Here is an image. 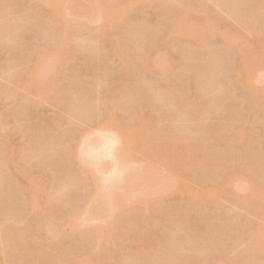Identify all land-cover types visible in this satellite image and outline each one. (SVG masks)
Instances as JSON below:
<instances>
[{"label":"rangeland","instance_id":"374dc122","mask_svg":"<svg viewBox=\"0 0 264 264\" xmlns=\"http://www.w3.org/2000/svg\"><path fill=\"white\" fill-rule=\"evenodd\" d=\"M1 1L0 264H264V0Z\"/></svg>","mask_w":264,"mask_h":264},{"label":"bare ground","instance_id":"6f19581e","mask_svg":"<svg viewBox=\"0 0 264 264\" xmlns=\"http://www.w3.org/2000/svg\"><path fill=\"white\" fill-rule=\"evenodd\" d=\"M2 1H4V0H2ZM2 1H1V2H2ZM5 1H6V0H5ZM5 1H4V2H5ZM7 1H8V0H7ZM7 1H6V2H7ZM50 1H51V0H50ZM72 1H73V4H74V1H75V0H72ZM79 1H80V0H79ZM81 1H82V0H81ZM81 1H80V2H81ZM85 1H86V0H85ZM91 1H92V0H91ZM93 1H94V0H93ZM95 1H96V0H95ZM101 1L103 2V1H105V0H101ZM9 2H10V0H9ZM60 2H61V1H60ZM67 2H68V4H69V0L66 1L65 3H67ZM89 2H90V1H89ZM109 2H112V1L109 0ZM63 3H64V2H63ZM84 3H85V2H84ZM84 3H83V5H84ZM90 3H91V2H90ZM93 3L96 4V2H93ZM104 3H105V2H104ZM3 4H5V3H3ZM3 4H1V5H3ZM9 4L11 5V2H10ZM85 4H86V3H85ZM105 4H106V3H105ZM5 5H6V4H5ZM5 5H3V6H1V7H4ZM7 5H8V4H7ZM64 5H65V4H63L62 7H63ZM66 5H67V4H66ZM71 5H72V4H71ZM83 5H82V6H83ZM107 5H108V4H107ZM68 6H69V5H68ZM86 6H87V5H86ZM89 6H90V5H89ZM94 6H95V5H94ZM100 6H101V5H100ZM6 7H7V6H6ZM64 7H65V6H64ZM64 7H63V8H64ZM118 7H119V6H118ZM155 7H156V6H155ZM157 7H158V6H157ZM7 8H8V7H7ZM66 8H67V6H66ZM86 8H88V7H86ZM96 8H97V6H96ZM96 8H95V9H96ZM75 9H76V8H75ZM83 9H85V6H84ZM95 9H94V10H95ZM101 9H103V11H105L104 8H101ZM105 9H106V8H105ZM58 10H59V9H58ZM86 10H87V9H86ZM88 10H89V9H88ZM106 10H107V9H106ZM5 11H6V10H5ZM63 11H64V10L62 9V12H63ZM66 11H67V10H66ZM80 11H81V10H80ZM96 11H97V10H96ZM103 11H102V12H103ZM62 12H61V13H62ZM94 12H95V11H94ZM94 12H93V13H94ZM96 13H97V12H96ZM94 14H95V13H94ZM109 14H110V13H109ZM61 15H62V14H61ZM63 15H64V14H63ZM56 16H57V14H56ZM89 16H90V15H89ZM106 19H107V18H106ZM7 25H9V24H7ZM7 25H5V24L3 25V26H5V29H4V30L7 29V27H6ZM170 26H172V23H171ZM170 26H169L168 29H170ZM11 27H12V26H11ZM12 28H13V27H12ZM171 31H174V30L171 29ZM0 33H1V30H0ZM149 60H151V59H149ZM153 60H154V59H153ZM153 60H151V61H153ZM159 61H160V60H159ZM159 61H158V62H159ZM43 63H45V64H43ZM47 63H48V62H47ZM41 64H43L44 66L41 65ZM153 64H156V61H154ZM159 64L161 65V64H163V62H161V63H159ZM35 65H36V63H35ZM45 65H46V62H42V63H40V65H39L38 67H36V68H38V69H37L38 71H36V69H34V71L37 72V73H34V71H33V72L31 71V74H30L32 77L35 78V79H34V78H31V79H33V83H34V80H35L36 82H38L39 86L43 84V78H42V76H44V78H48L49 76L52 77V75H49V74L53 71L52 68H51V66H50L51 64L49 65V66H50L49 70L51 69L52 71H51V70L49 71V70L47 69L48 66L46 65V66H47V67H46ZM157 65H158V64H156V66H157ZM42 66H43L45 69H42V68H43ZM150 66H151V64H150ZM39 68L42 69V71H41V70L39 71ZM152 68H153V67H152ZM43 70H46V71H43ZM29 71H30V70H29ZM29 71H28V73H29ZM48 72H49V73H48ZM41 73H42V75H41ZM45 73H47L48 76L45 75ZM52 73H53V72H52ZM39 74H40V75H39ZM26 75H27V74H26ZM24 76H25V74H24ZM37 76H38V77H37ZM40 76H41V77H40ZM46 76H47V77H46ZM25 77H26V76H25ZM21 78H22V77H21ZM29 78H30V77H29ZM22 79H23V78H22ZM39 79H40V80H39ZM45 80H46V79H45ZM45 80H44V82H45ZM21 82H23V80H22ZM36 82H35L34 84H36ZM23 83H26V82H23ZM35 86H37V85H35ZM41 87H42V86H41ZM81 101H83V100H81ZM84 104H85V102H84ZM84 104H82V105H84ZM78 107H79V106H78ZM84 108H85V107H84ZM113 136H114V135H113ZM107 137H108V136H107ZM115 139H116V138H115ZM110 140H111V139H110ZM117 140H118V139H117ZM38 141H39V140H38ZM90 141H91V140H90ZM106 141H108L107 138L105 139L104 142H106ZM93 142H94V141H93ZM51 143H52V142H51ZM94 143H95V142H94ZM171 143H173V142H171ZM82 144H83V143H82ZM88 144H89V143H88ZM88 144H87V146H88ZM92 144H93V143H92ZM110 144H111V143H110ZM42 145H43V141H42ZM52 145H53V144H52ZM48 146H49V145H48ZM80 146H81V145H80ZM89 146H91V145H89ZM89 146H88V147H89ZM101 146H102V145H101ZM101 146H100V147H101ZM50 147H51V146H50ZM102 147H103V146H102ZM53 148H54V147H53ZM53 148H52V149H53ZM89 148H91V147H89ZM108 148H109V147H108ZM110 148H111V146H110ZM113 148H114V147H113ZM79 149H80V148H79ZM94 149L97 150V151L99 152V150H98L99 148H98V149H97V148H94ZM84 150H86V148H85ZM87 150H88V149H87ZM92 150H93V149H92ZM101 150H102V149H101ZM118 150H119V149H118ZM89 151H90V150H89ZM93 151H94V150H93ZM97 151H96V152H97ZM109 151H110V150H109ZM111 151H112V148H111ZM119 151H120V150H119ZM162 151H163V150H162ZM166 151H168V149H167V150L165 149V152H166ZM169 151L172 152L173 149H172V150H169ZM78 152H79V151H78ZM98 152H97V154H98ZM163 152H164V151H163ZM103 153H104V152L102 151V153H100L99 156H101V154H103ZM119 153H120V152H119ZM121 153H122V152H121ZM89 154H90V153H89ZM91 154H92V156L95 155V154H93V153H91ZM111 154H112V152H111ZM166 154H167V153H166ZM173 154H174V153H173ZM84 155H88V154H84ZM84 155H83L82 157H85ZM117 155H118V154H117ZM120 155H121V154H120ZM170 155H171V154H170ZM170 155H169V156H170ZM80 156H81V155H80ZM89 156H90V155H89ZM95 156H97V155H95ZM103 156H105V155H103ZM121 156L123 157V154H122ZM172 156H173V155H172ZM86 157H87V156H86ZM114 157H115V156H114ZM118 157H119V156H118ZM165 157H166V156H165ZM89 158H90V157H89ZM115 158H116V157H115ZM168 158H169V157H168ZM171 158H172V157H170L169 159H171ZM85 159H86V158H85ZM94 159H95V158H94ZM97 159H99V158H97ZM101 159H103V158L101 157ZM101 159H99V161H100ZM92 160H93V158H92ZM171 160H172V159H171ZM80 161H81V160H80ZM90 161H91V158H90ZM96 161H97V160H96ZM99 161H97V162H99ZM81 162H83V159H82ZM84 162H85V161H84ZM112 162H115V161L112 160ZM94 163H95V162H94ZM6 164H7V163H6ZM120 164H121V162H120ZM83 165H84V164H83ZM86 165H87V167H88V164H86ZM112 165H113V164H112ZM84 166H85V165H84ZM91 166H92V165H91ZM97 166H98V165H97ZM114 166H115V165H114ZM87 167L85 166V168H87ZM117 167H119V166H117ZM117 167H116V168H117ZM261 168H262V167H261ZM263 168H264V167H263ZM112 169H113V168H112ZM263 170H264V169H263ZM90 171H91V170H90ZM111 173H112V172H111ZM135 173H136V172H135ZM132 174H134V173H131V175H132ZM261 174L263 175V172H262ZM90 176H91V175H90ZM93 176L95 177V175H93ZM132 176H133V175H132ZM91 178H93V177H91ZM133 178H136V177L134 176ZM133 178H132V179H133ZM93 179H94V178H93ZM136 179H137V181H138V178H136ZM94 180H95V179H94ZM108 180L110 181V179H108ZM127 180H129V178L125 180V183L127 182ZM134 180H135V179H134ZM105 181H106V180H105ZM129 181H130V180H129ZM131 181H132V180H131ZM135 181H136V180H135ZM135 181H134V182H135ZM25 182H26V181H25ZM107 182H108V181H107ZM65 183H67V182H65ZM131 183H133V182H129V184H131ZM139 183H140V182H139ZM142 183H143V182H142ZM25 184H26V183H25ZM63 184H64V183H63ZM106 184H107V183H106ZM134 184H135V183H134ZM28 185H29V184H28ZM127 185H128V183H127ZM137 185H139V184H137ZM140 185H141V183H140ZM29 186H30V185H29ZM25 187H26V186H25ZM104 187H105V186H104ZM107 187H108V186H106L105 189H106ZM25 189H26V188H25ZM103 190H104V189H103ZM106 190H107V189H106ZM30 192H31V191H30ZM98 193H99V192H98ZM92 194H93V193H92ZM94 194H95V193H94ZM105 194H106V193H105ZM103 195H104V194H103ZM91 196H92V195H91ZM93 196H94V195H93ZM93 196L90 197V198H91V201H92ZM95 197H96V195H95ZM97 197L99 198V196H97ZM97 197H96V198H97ZM103 197H104V196H103ZM90 198H89V199H90ZM100 198H101V197H100ZM100 198H99V200H100ZM27 199H28V198H27ZM55 199H57V198H55ZM234 200H235V199H234ZM31 201L34 202V201H33V198L31 199ZM89 201H90V200H89ZM97 201H98V199H97ZM99 202H100V201H99ZM101 203H102V201H101ZM56 204H57V203H56ZM56 204H55L54 206H57ZM58 204H59V203H58ZM232 204H233V203H232ZM234 204H237V202L234 203ZM234 204H233V205H234ZM55 210H56V207H55ZM8 211H10V210H8ZM50 211H51V210H50ZM50 213H51V212H50ZM50 213H49V214H50ZM7 215H8V213H7ZM7 215H6V216H7ZM47 215H48V214H47ZM68 216H69V215H68ZM54 217H55V216H54ZM49 219H50V218H49ZM50 220H51V219H50ZM50 220H49V221H50ZM49 223H50V222H49ZM150 225H151V227H154V222L151 221V222H150ZM48 226H49V224H48ZM52 227H53V225H52ZM48 228H49V227H48ZM50 228H51V226H50ZM15 229L17 230V228H15ZM152 229H153V228H152ZM16 230H15V232H16ZM11 233H13V231H12ZM11 233H10V234H11ZM20 233H21V232H20ZM4 234H5V233H4ZM10 234H9V235H10ZM21 234H22V233H21ZM1 236H2V235H1ZM1 236H0V237H1ZM8 237H9V236H8ZM8 237H7V238H8ZM15 237H16V236H15ZM15 237H14V238H15ZM18 237H19V236H18ZM3 238H4V237H3ZM5 238H6V236H5ZM5 238H4V239H5ZM7 238H6V239H7ZM16 238H17V237H16ZM10 239H11V238H10ZM10 239H9V241H10ZM12 239H13V238H12ZM15 240H16V239H15ZM20 240H21V237H20ZM9 241H8V242H9ZM16 243H17V242H16ZM172 243H173V242H171V244H172ZM7 244H8V243H7ZM7 244H6V245H7ZM173 244H174V243H173ZM173 244H172V245H173ZM15 245H16V244H15ZM15 245H14V246H15ZM9 246H10V245H9ZM14 246H12V247H10V248H13ZM203 246L205 247V245H203ZM7 247H8V246H7ZM201 247H202V245H201ZM201 247H200V248H201ZM4 248H5V247H4ZM196 248H197V247H196ZM196 248H195V249H196ZM2 249H3V247H2ZM2 249H1V252H3ZM10 250H11V249H10ZM5 253H8V252H6V248H5ZM109 255H110V253H109ZM85 256L87 257L88 255H85ZM85 256H84V257H85ZM109 257H110V256H109ZM178 257H179V255H178ZM181 257H182V256H181ZM87 258H88V257H87ZM178 259H179V258H178ZM180 259H182V258H180ZM180 259H179V260H180ZM77 261H79V260L77 259ZM85 261H86V260H85ZM77 263H78V264H80V263H81V264H85L84 261H81V259H80V261L77 262Z\"/></svg>","mask_w":264,"mask_h":264},{"label":"snow or ice","instance_id":"6c2138e0","mask_svg":"<svg viewBox=\"0 0 264 264\" xmlns=\"http://www.w3.org/2000/svg\"><path fill=\"white\" fill-rule=\"evenodd\" d=\"M114 145L117 143L115 140H113V142H112Z\"/></svg>","mask_w":264,"mask_h":264}]
</instances>
